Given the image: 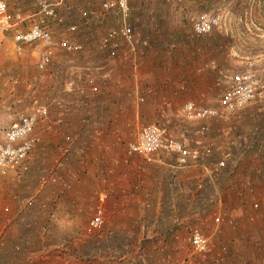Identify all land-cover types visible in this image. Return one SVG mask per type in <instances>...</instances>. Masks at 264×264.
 <instances>
[{"label": "crops", "instance_id": "1", "mask_svg": "<svg viewBox=\"0 0 264 264\" xmlns=\"http://www.w3.org/2000/svg\"><path fill=\"white\" fill-rule=\"evenodd\" d=\"M169 1L175 12V22H179L193 0ZM195 1L199 5H216L223 0ZM251 1L254 4L261 2ZM4 2L9 10H20L25 15L37 11L36 0ZM159 2L132 1L128 22L139 20L134 18L137 13L138 17L144 14L152 19L149 12L156 10L145 8L157 6ZM136 6L141 9L135 10ZM139 21L145 22L144 19ZM158 30L149 24L146 28L151 37ZM50 31L53 35L51 26ZM11 32L9 30L4 34ZM134 49L128 48L130 56H133L126 61L121 60L123 62L118 68H112L105 74L108 76L103 81L99 97L86 102L77 98L70 101L72 107L79 109L73 114L75 120L81 116L87 119V136L106 132V129L95 127V123L90 126L99 105L106 104L109 110L121 111L128 107L133 112L134 100L128 91L142 94L144 102L140 109L147 111V118H157L162 114L168 116L170 107L176 108L182 117L181 106L187 98L193 99L199 106L215 105L217 87L213 84L219 69L213 60L181 62L179 58L172 64L170 49L167 52L151 47L140 52L137 49L135 55ZM189 49L202 51L204 48ZM206 50L208 48L203 51ZM15 57L9 55L6 62L0 60V72L8 68L22 70L23 63ZM134 111L136 113L137 109ZM73 116L60 118L63 128L58 134L70 131L72 125L67 128V124L71 123ZM230 117L237 120L232 115L228 119ZM56 118L57 115L53 117L54 120ZM220 118L205 121L202 132L197 129L199 122L184 118V126L179 127L177 132H168L189 148L199 150L209 147L207 155L199 150L197 156L188 155L180 160L173 154L158 152L148 163L131 155L127 161L120 160L108 167L95 165L94 159L90 158L86 160V166L90 164V168H100L83 178L90 183L86 186V189L90 188V193L86 189L79 192L75 187L74 193L69 194L61 192L64 191L62 188L57 193L54 187L48 185L41 188L42 191L37 189L32 196L23 199L22 208L18 206L15 212L2 216V223L10 232L5 237L7 251L2 261L5 264H194L186 250L189 247V228L193 225L209 237V250L200 264H264V191L260 192V188H264V145H258L250 135L243 140L232 131L223 132L226 128L221 124L229 120ZM75 120L77 128L74 134L77 138L69 148L79 152L83 145L82 132L79 131L80 123ZM96 120L100 126L102 121ZM39 125L41 127L34 131L33 154L29 153L24 164L31 174L34 173L32 169L40 165L41 151L48 146L44 142L47 134L44 130L48 126ZM53 139L54 161L59 160L58 164L62 166L67 147L58 136ZM87 140L92 144L91 137ZM107 147L110 148L109 145ZM220 149L223 152L216 153ZM219 159L225 163L220 168L215 164ZM72 163L75 166L79 164L77 159H73ZM95 173L98 174L95 176ZM69 178L70 182L83 180L76 174ZM99 189L107 193L103 201L98 198ZM35 198L41 199L38 206ZM253 202L257 204L256 208L252 206ZM26 204L34 205L33 210L27 212L40 215L37 221L22 217L27 210ZM96 205H101L104 213V222L97 230H89L85 223L76 221L45 220L54 214L69 216L83 213L91 216ZM215 216H219L218 223L211 220ZM15 248L19 250L16 252ZM5 251L0 248V253Z\"/></svg>", "mask_w": 264, "mask_h": 264}, {"label": "rangeland", "instance_id": "2", "mask_svg": "<svg viewBox=\"0 0 264 264\" xmlns=\"http://www.w3.org/2000/svg\"><path fill=\"white\" fill-rule=\"evenodd\" d=\"M44 1L52 2L54 0ZM102 1L104 0H64L63 3L56 7L57 13L64 18V24H50L52 29H54L53 41H57L60 38L79 40L83 44V49L80 52L67 53L56 50L53 59L42 71H38L35 68V60L43 48L40 43L26 45L20 53L15 52L12 48V32L4 34L9 30L13 31V29H8L5 32L0 31V60L6 62V57L13 55L16 56L15 59H19L23 63L22 70L20 68H8V70L4 69L0 72V124L8 126L17 116L32 110L35 100L36 103H43L47 106V113L37 119L38 124L35 125L36 128H34L33 134L37 127H41L39 124L48 126L44 130L47 133L44 142L48 146L41 151L39 157L40 165L36 169H32L34 173L31 174L29 168L25 167L24 160L20 170L15 175L9 177L0 176V248H3L4 251H7V246L4 242L5 237L10 232H8L9 229L5 226V223H2L3 214H7L10 211L15 212L18 206L22 208L23 199L32 196L34 191L39 188L42 191L41 188L48 185L54 187V191L57 193L61 188L64 190L61 191L64 194L74 193L72 192L74 187L77 190L79 189V192H85L86 186H90V183H87L83 178L87 175L90 176L91 171L100 170L98 167L90 168V164L87 167V159H94V164L99 166L116 164L123 158L125 143L128 139L134 137L136 130L144 123H155L168 135V132H177L179 127L185 125V119L178 114L176 108L172 107H170L168 116L162 114L157 118H147V111L140 109L144 102L143 96L135 91L127 92L134 100L133 112L130 109L128 110V107L121 111L109 110L106 104L102 105V107L99 105L101 109L99 111L98 108L100 107L97 108L95 116L91 118L92 123H90V126L95 123V127L106 129L105 134L100 132L87 136L85 131V127L88 125L87 119L81 116L75 120L73 114H76L77 111L79 112V109L72 107L70 101L75 98L83 102L91 99L95 100L102 93L103 81L108 76L105 74L112 68H118L123 62L121 60L126 61L128 57L133 56H130L128 43H121V50L114 58H108L99 47L101 34L107 28H114L119 23V18L114 12L102 13L99 10V5ZM128 1L131 7L132 1L137 2L139 0ZM157 1H161L157 6L145 8L156 10L154 13L152 11L149 12V15H152V19L148 15L142 14L141 17H138V13L136 15L134 13L135 19H144L145 22H140L139 20L130 22L134 29V55L137 49L140 52L151 47L165 52L170 49V63L172 64L177 62L179 58L181 62L184 60V62L201 63L206 58L213 60V63L219 69L216 71L214 79L216 86L213 84V87H217L216 95L214 96L216 99L227 85L226 75L237 69L247 57H252L256 60L258 76L264 84L263 0H260L259 4H254L251 0H223L222 3L216 5H199L193 0L184 10L185 15L179 22H175V12L169 0ZM87 9L94 10L96 12L95 16L87 20L81 19L80 11ZM137 9L140 10L141 8L136 6L135 10ZM178 10L182 11V9ZM202 11L220 14L221 23L219 27L198 35L192 29V20ZM143 16L145 18H142ZM68 22L76 24L73 32L65 30ZM148 24L155 27L156 30L159 29V32L152 34L153 37L146 31ZM190 47L208 48V51H203L204 49L195 51L189 49ZM205 52L207 55H205ZM68 81H70V84L67 83ZM135 108L137 109L136 113L134 111ZM55 115H57V118L54 120L53 117ZM70 116H73L70 119L71 123L67 124V128L68 125H72L69 128L70 131L68 133L64 132L62 135L58 134L61 128L60 118L66 119ZM228 118L229 115H227V118L222 117V119L229 120L221 124L223 128H226L223 132L230 133L232 131L235 136L244 138L243 140H246V137L250 135L258 145H264V96L255 97L252 101H249L240 110V118L236 121L232 120V117ZM96 119L102 121L100 126L96 123L98 122ZM73 120L80 123L79 131L82 132L80 137L83 145L79 152L75 151V149L73 150V147L69 148L70 144L76 142L77 138L74 134L77 123L75 124ZM55 136H58L61 142L65 143V147H67V150L63 153L62 166L58 164L59 160L54 161L55 150L51 142ZM90 137L93 145L87 140ZM107 145L110 146L109 149ZM33 148L30 152L31 154H33ZM222 150H217L216 153ZM162 154L170 153L163 152ZM73 159H77L79 164L75 166L72 163ZM74 174L83 180L81 182H70L69 177L74 176ZM96 174L98 173H95V176ZM260 189V192L264 191V188ZM51 190L53 191V188ZM86 190L89 193L91 192L90 188ZM95 190L96 193L97 189ZM101 192L99 189L98 193ZM40 202L41 199L36 200L35 198L37 206ZM83 202L85 203L86 200ZM27 205L29 206L27 207ZM25 206L27 210L25 211V216H22L26 218L25 220L37 221L41 217L40 215H33L27 212L33 210V204L32 206L26 204ZM89 218L90 215L83 213L69 216L54 214L52 217L45 218V220L50 222L76 221L86 224ZM190 227H193V225ZM15 250L17 252L19 249L15 248ZM186 250L189 251V247ZM6 251L4 254L0 253V257L2 256L0 264H5L2 260L6 256ZM190 259L194 264H200V261L205 258L204 256L190 255Z\"/></svg>", "mask_w": 264, "mask_h": 264}, {"label": "built area", "instance_id": "3", "mask_svg": "<svg viewBox=\"0 0 264 264\" xmlns=\"http://www.w3.org/2000/svg\"><path fill=\"white\" fill-rule=\"evenodd\" d=\"M64 0L47 2L37 0L35 14H23L20 10H9L6 2L0 0V31L5 32L13 29V50L21 52L23 47L32 43H40L43 48L35 60V68L42 71L54 57L56 50L63 52L81 51L83 44L79 40L60 38L53 41L50 24H64V18L57 13L56 7ZM102 13L114 12L119 18V23L114 28H107L99 38V47L108 58H114L121 43H128L129 49L134 48V31L128 22L130 6L128 0H104L99 5ZM94 10H81V19L87 20L95 16ZM221 15L202 11L192 20V29L198 35L207 33L220 26ZM76 28L74 22L66 23L65 30L73 32ZM227 85L224 87L213 106H199L187 98L181 106L182 117L186 120L199 122L197 129L202 132L205 129V121L225 117L227 115L240 118V110L255 97L264 96V84L257 72L256 60L247 57L235 70L226 75ZM70 84V81L67 82ZM94 88V87H92ZM142 100V98H140ZM29 112L17 116L8 126L0 124V176H13L20 170L23 161L31 152L36 138L33 134L37 119L45 116L47 106L36 103ZM204 154L210 153L209 147L199 149ZM196 148H189L182 141L171 137L155 123H144L136 130L133 138L128 139L124 145L123 161H127L131 155L140 157L148 163L154 154L166 152L173 154L178 159L187 158L188 155L195 157L199 153ZM217 167L224 166V160L219 159ZM100 201L107 198L106 192L98 195ZM253 207H257L255 202ZM219 216L213 218V222H219ZM104 221V213L101 205H97L90 218L87 220L89 230H97ZM231 223V220H228ZM189 255L204 256L209 250V237L204 235L195 226L189 228Z\"/></svg>", "mask_w": 264, "mask_h": 264}]
</instances>
